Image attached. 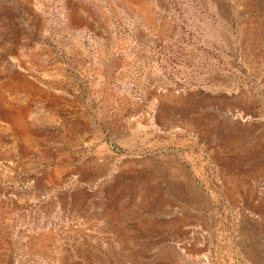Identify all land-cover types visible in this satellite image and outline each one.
I'll return each instance as SVG.
<instances>
[{
	"label": "rangeland",
	"instance_id": "1",
	"mask_svg": "<svg viewBox=\"0 0 264 264\" xmlns=\"http://www.w3.org/2000/svg\"><path fill=\"white\" fill-rule=\"evenodd\" d=\"M0 264H264V0H0Z\"/></svg>",
	"mask_w": 264,
	"mask_h": 264
}]
</instances>
